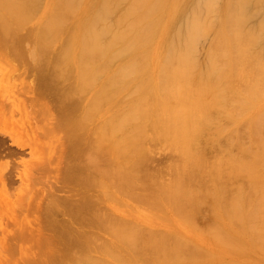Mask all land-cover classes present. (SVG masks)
<instances>
[{"label":"bare ground","instance_id":"bare-ground-1","mask_svg":"<svg viewBox=\"0 0 264 264\" xmlns=\"http://www.w3.org/2000/svg\"><path fill=\"white\" fill-rule=\"evenodd\" d=\"M4 61L0 99L31 107L0 124V159L28 147L24 187L64 173L30 208L34 264H264V0H0ZM149 142L175 159L167 184Z\"/></svg>","mask_w":264,"mask_h":264},{"label":"rangeland","instance_id":"rangeland-1","mask_svg":"<svg viewBox=\"0 0 264 264\" xmlns=\"http://www.w3.org/2000/svg\"><path fill=\"white\" fill-rule=\"evenodd\" d=\"M188 15V14H187ZM250 18L247 20V28L252 29L258 24L261 19L260 16L257 15V13L254 14V12L249 16ZM249 49V48H248ZM254 48L250 47L249 54L253 55V50ZM251 52V53H250ZM251 55V56H252ZM253 57V56H252ZM18 59L15 58H9V63L8 59L7 65L2 63L0 65L1 68H4L3 71H1L0 76L6 73V70L10 65L16 64ZM6 65V67L4 65ZM18 66V65H17ZM5 78L2 76L0 78V85H2L4 82H2ZM7 79V76H6ZM16 78H13L15 80ZM14 85H17L19 87V83L25 84V87L28 88L29 85L34 82L33 77L31 74L26 73L25 75H22L18 81H13ZM35 83V82H34ZM28 90V89H27ZM29 90H34L33 88L29 87ZM12 91H17L16 89H12ZM25 97L29 98V96L25 95ZM20 101V100H19ZM29 101H20L19 103H13V101L6 100V99H0V124L4 126L6 129L10 130L12 133L13 131L17 132L21 130L22 123L17 122L16 118L18 113L22 111L23 108H29L31 107V104ZM51 107L49 106L47 109L49 110ZM19 125V126H17ZM39 137V136H38ZM147 144V148L150 146L152 148L149 159L146 161L147 165L144 164V166H147L145 169H149L147 171L152 172L151 174L154 175V177H157L156 181L154 180L153 184H164L168 183L170 179V172L173 170H169L170 167L172 166V163L174 164L175 159L172 155H170L171 152H168L167 149H165L163 146L159 145V147H163V149L158 148V144L154 146L153 142L151 143L152 146ZM149 145V146H148ZM5 147L7 148V151H20L21 154L18 155V158L16 159L14 156H12V161L11 159H8L7 156L2 159H0L1 162H9L10 168H14V172L10 174V177L12 175H15L12 179L13 183L11 184V187H6L5 189H0V264H4L3 261L6 262V259L9 258L8 261L16 259L18 264H23V262L19 263L21 260L22 256H25V254L21 251V249L25 248V245H29V242L33 244V246L29 245V248L31 249V255L32 259H26V262H30L31 264H34L37 262V258L41 256L43 251H39L35 249L36 242L33 238V236L37 237L38 234H46V230L43 227V229L40 228V215L39 213H36L35 211H32L33 209H30L31 207H41L42 204H40V201L46 200L50 194H53L56 192L58 189H60V182L57 180L61 179L64 173L60 171L58 178H55L53 172H49V170L43 169V170H31V177L32 178H39V186L34 188V183L31 182L30 187L26 184L27 190L23 185H24V180H23V174L26 172L24 171V168L21 167V162H31L34 160L33 156H29V149L28 147H23L21 150L18 148L14 147L13 145L10 144L9 140H6ZM151 148H148L150 150ZM157 148V149H156ZM208 147H204V150ZM164 149L166 151H164ZM211 151L210 148L205 150L204 154L209 161H213V155H208V152ZM44 151V150H43ZM46 154H51L52 150L50 148L45 149ZM149 154V153H148ZM147 154V155H148ZM208 155V156H207ZM38 158V157H37ZM36 158V159H37ZM173 158V159H172ZM35 159V160H36ZM151 159V160H150ZM150 160V161H149ZM172 160V161H171ZM171 164V165H170ZM170 165V166H169ZM14 166V167H13ZM49 166V165H48ZM62 166V165H61ZM169 167V168H168ZM169 170V171H168ZM162 172V174L160 173ZM159 172V173H156ZM22 178V181L18 179V177ZM156 175V176H155ZM161 178V179H160ZM161 181V183L157 182V180ZM152 184V182H150ZM149 184V183H148ZM149 184V185H151ZM152 184V186H154ZM156 184V185H157ZM33 188V189H32ZM34 190V194H32ZM38 191V192H37ZM61 196L67 195V192L59 191ZM40 198V201L38 200ZM41 205V206H39ZM25 234L23 236L24 240L21 241V235ZM23 242V243H22ZM27 242V243H24ZM40 245L39 247H41ZM19 247L21 249L19 250ZM5 259V260H4ZM35 260V261H34Z\"/></svg>","mask_w":264,"mask_h":264}]
</instances>
